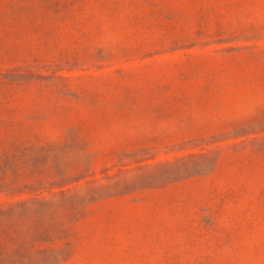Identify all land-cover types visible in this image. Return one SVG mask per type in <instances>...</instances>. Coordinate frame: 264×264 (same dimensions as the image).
Returning <instances> with one entry per match:
<instances>
[{
    "label": "rangeland",
    "instance_id": "rangeland-1",
    "mask_svg": "<svg viewBox=\"0 0 264 264\" xmlns=\"http://www.w3.org/2000/svg\"><path fill=\"white\" fill-rule=\"evenodd\" d=\"M0 264H264V0H0Z\"/></svg>",
    "mask_w": 264,
    "mask_h": 264
}]
</instances>
